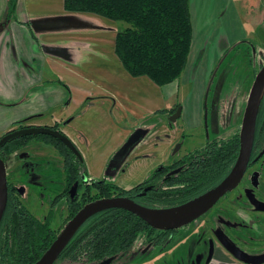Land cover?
<instances>
[{
	"label": "crops",
	"instance_id": "obj_1",
	"mask_svg": "<svg viewBox=\"0 0 264 264\" xmlns=\"http://www.w3.org/2000/svg\"><path fill=\"white\" fill-rule=\"evenodd\" d=\"M7 1L0 10V133L23 124H56L86 159L84 162L88 173L91 176L101 175L116 148L129 136L130 130L120 132V140L112 148L103 149L108 132L103 130L101 134L98 128L95 135L90 132L91 124L87 120L93 117L92 113L111 111L114 114L112 119L122 120L125 115L117 107L120 105L127 110L126 102L134 106L130 108L135 116L142 111L159 113L166 110L161 104L172 90L166 91L165 88L173 86L174 82L163 86L165 88L161 94L145 78L129 76L114 53V39L118 30L110 21L90 14L68 13L63 8V0H17L13 16L7 19ZM221 1L224 5L230 4L229 0ZM188 2L192 29L194 23L196 25L193 17L201 18L200 23L209 26L203 17L210 18L216 14L217 5L213 8L215 0ZM231 7L235 17H238L233 3ZM241 31L244 36L242 25ZM237 38L240 35L228 36L225 43ZM222 39L214 38L215 41ZM222 43V52L216 58L219 60L213 59L207 71L201 70L202 76L205 72L206 77L211 74L215 64L220 62V65L224 55L232 49L226 47L224 41ZM192 48L193 32L191 51ZM189 61L190 55L183 78L189 71ZM202 87L203 84L200 90ZM146 90L147 94L144 93ZM145 101L157 103V106L151 105L150 109L147 107L139 111L138 106H144ZM91 121L95 125L99 119ZM139 152L137 149L133 156L139 155ZM96 160L99 163L92 165ZM134 160L125 167L128 170L132 166L140 167L136 176L139 181L143 180L144 173L153 171L161 164ZM136 184L120 186L129 188ZM215 259L216 264H242L220 255Z\"/></svg>",
	"mask_w": 264,
	"mask_h": 264
},
{
	"label": "rangeland",
	"instance_id": "obj_2",
	"mask_svg": "<svg viewBox=\"0 0 264 264\" xmlns=\"http://www.w3.org/2000/svg\"><path fill=\"white\" fill-rule=\"evenodd\" d=\"M4 2L5 0H0V10L5 5ZM228 2L230 4L224 5L221 0H215L213 8L217 5L216 14L210 18L203 17L206 19L204 22L209 24L207 27L200 23L201 18H192L196 25L194 23L189 71L185 78L182 77L184 74L182 73L173 86L164 87L166 91L172 88L171 91L169 90V97L163 98L161 104L162 108L166 110H161L159 113L142 111L140 115L135 116L131 114L130 108L134 106L130 102H126L128 111L123 110L120 105L117 107V110L120 109L123 112L121 114L125 115L122 120L112 119L114 114L111 111L105 113L104 110H101L92 113L93 117L87 120L91 124L89 126L90 132H94L95 135L97 128L101 134L103 130L108 132L103 149L112 148L114 143L119 142V133L123 130H130L125 142L136 130H142L146 132V135L114 174L112 173L114 169L109 170L106 174L107 167L115 153L125 142L116 148L117 150L108 160L101 175L91 176L88 173L87 178H89L90 185H87L85 195L80 198L79 202L68 209L69 212H66L64 201L52 207L55 196L61 192L64 185L62 167L59 162L57 163L58 159H35L38 155L33 152V149L30 150L33 144L26 148V153L29 154L26 162L27 164L30 163V166H22L20 163L17 167L18 175L15 178H17L16 183L19 186L24 205L35 217L44 220L50 208H54L55 221L53 220V227H55L56 232H59L65 225V217L68 214L71 216L76 207L85 204L87 200L113 194L119 195L120 190L128 191L135 187H142L154 171L168 165L172 160L182 156L188 157L189 153L203 148L209 140L228 139L233 134L239 133L251 85L255 75L260 70L259 66L264 63V0H229ZM231 2L238 17H235ZM112 24L116 26L118 31L127 27L125 23ZM241 25L246 33L245 35L243 32L244 36H242ZM236 34L240 35V38L225 43L228 36L232 37ZM215 37H219V39L222 37L223 39L215 41ZM223 41L226 47L232 49L227 51L220 65V62L215 64L211 74L209 73L206 77L205 72L202 76L201 70L207 71L211 67L213 59L221 54V48L224 46ZM201 84L203 87L200 90ZM155 88L161 94V90L164 92L162 87L156 86ZM144 93L147 94V90ZM151 105L155 107L157 103L145 101L144 106H138V110L147 107L150 109ZM178 106L181 108L180 117L172 121L171 118ZM91 119H99V121L94 125ZM137 149L140 150L139 155L133 156ZM102 153L104 152L102 151ZM134 158L136 161L161 164L155 167L153 171L144 173L143 180L139 181L136 180V176L139 175L140 167L132 166L129 170L125 167L129 162L135 161ZM67 160V163L70 162L71 166L76 168L75 159L71 155L67 156ZM46 162L52 163L49 165ZM98 163L99 160H96L92 165ZM145 164L148 165V163ZM6 167L9 168L10 165L7 164ZM73 171V176H77L76 171ZM69 172L72 171L69 170ZM73 180L71 179L69 184ZM129 184L136 185L129 188L120 186ZM255 228L256 226H254L253 232H258L259 230L257 228L255 230ZM258 243L260 245L256 248L261 250L251 253L257 255L264 253V240ZM151 254L135 256L119 264H182V257L175 249L169 250L160 247Z\"/></svg>",
	"mask_w": 264,
	"mask_h": 264
},
{
	"label": "trees",
	"instance_id": "obj_3",
	"mask_svg": "<svg viewBox=\"0 0 264 264\" xmlns=\"http://www.w3.org/2000/svg\"><path fill=\"white\" fill-rule=\"evenodd\" d=\"M16 5L17 0L7 1V19L13 16ZM63 8L68 13L90 14L112 23L127 24L115 35L114 53L129 76L147 78L154 85L163 87L178 80L183 73L191 51L193 32L188 0H63ZM256 125L257 130H264V96ZM238 150L237 137L207 144L204 150L197 151L200 164L193 163L185 176L174 180L176 183H188L187 186L172 189L170 193L158 187L149 192L147 201L149 204L173 205L175 199L183 194L195 195L209 188L223 178L235 162ZM67 161V172L76 170ZM148 184L149 181L144 186ZM139 187L118 190L119 195H129ZM142 227L141 221L130 213L107 210L88 222L81 231L88 237L77 240L76 245L70 242L60 259L80 256L88 261H98L121 249ZM54 237L48 224L37 222L23 209L8 203L0 229V264H33Z\"/></svg>",
	"mask_w": 264,
	"mask_h": 264
},
{
	"label": "flooded vegetation",
	"instance_id": "obj_4",
	"mask_svg": "<svg viewBox=\"0 0 264 264\" xmlns=\"http://www.w3.org/2000/svg\"><path fill=\"white\" fill-rule=\"evenodd\" d=\"M259 67L261 68L262 66ZM29 128H47L51 131L60 132L68 138L56 124L44 126L23 124L22 126H13L12 128L0 133V141L9 134ZM238 136L239 133L237 135L233 134L231 138L228 139L216 138L209 140L203 148L196 150L193 153H189L188 157L185 158L182 156L181 158L172 160L168 165H164L152 173L148 180V185L141 187L139 190H136L129 195L122 196L113 194L108 197L103 196L98 199L87 200L85 204L77 206L73 213L70 210L72 214L71 216H68V214L65 217V225L84 206L95 200L103 198L123 197L128 198L137 205L148 209H164L184 204L199 197L205 192L216 187L228 175L235 162L224 174L223 178L216 184L195 195L190 193V197L185 194L181 195V198L174 196L177 197V199H175V203L173 202V205H159L152 204V202L149 204L147 201L150 199L149 192L157 189L158 187H162V191L170 193V190L172 189L184 188L187 186L188 183H176L174 180L179 176H185L184 174L191 168L193 163L196 165L200 164V153H197V151L204 150L207 144L214 141H226L232 139L233 137H237L239 143ZM69 141L72 143L70 139ZM31 144L33 145L30 150L33 149V152L38 155L35 159H58L57 163L59 162L62 167L64 185L61 192L55 196L52 202V207L55 204L64 201L66 212H69L68 209H71L77 202H79L80 198L85 195L87 185H90L88 180L89 178H87L88 171L86 170L85 160L73 143L72 144L77 150L79 156L75 155L68 148L62 146V143L59 140L50 135H26L12 138L0 146V160L4 164L7 185V201L0 221V229L2 220L7 210V205L9 203L26 211L37 222L41 224H48L49 228L54 232V241L65 226L64 225L59 232H56L55 227H53L55 221L53 211L54 208H50L44 220L38 219L24 205L19 186L16 183L17 178L15 177L18 175V165L21 163L22 166H30V163L27 164L26 162L29 158L28 152L26 153V148ZM68 154L75 159V163L77 165L75 171L77 176H73L74 171L67 172L66 170L65 160L67 159V156H69ZM51 163L52 162H49L47 164L50 165ZM7 164L10 165L9 168L6 167ZM71 179L74 180L69 184ZM255 201L260 203V206L263 208L262 210H259L258 207L256 208V205L253 203ZM71 203L73 204L71 205ZM105 212L106 211L100 212L87 219L77 230L69 243L73 242V244L76 245L77 240H82L84 237H88L86 234L81 233L83 228L92 218ZM133 216L141 221L143 227L135 233V237H133L131 241L124 243L121 249L106 255L98 261H88L85 258H80V256H77L76 259L63 260L60 259L62 251L53 264H119L124 263L135 256L151 254L155 249L160 247L168 248L169 250L175 249L179 252L182 257V264H216L215 261L217 260L215 258L219 255L225 259L234 260L230 254H235L240 257H244L249 261H255L257 257L264 256V253L258 255L251 253L253 251L256 252L261 250L256 247L260 245L258 243L259 241L262 242L264 240V237H262L264 235V130H257V127L255 128L249 163L237 186L231 191H227L209 210L195 220L176 229L157 230L146 225L137 216ZM254 226H256L257 230H259L258 232H253ZM69 243L66 246H68ZM86 254L87 253H85V255Z\"/></svg>",
	"mask_w": 264,
	"mask_h": 264
},
{
	"label": "water",
	"instance_id": "obj_5",
	"mask_svg": "<svg viewBox=\"0 0 264 264\" xmlns=\"http://www.w3.org/2000/svg\"><path fill=\"white\" fill-rule=\"evenodd\" d=\"M264 96V64L254 77L251 85L245 109L242 116L239 131V150L236 161L228 175L213 189L205 192L199 197L192 199L184 204L164 209H148L137 205L132 200L123 197L103 198L95 200L84 206L61 230L56 239L51 243L42 256L33 264H53L59 257L63 249L69 243L71 238L81 227V225L90 217L107 210H124L138 218L146 225L157 230H172L184 226L195 220L207 210H209L216 201L227 191L234 189L241 180L249 163L251 150L254 141V134L257 122V115L262 98ZM181 108L178 107L174 112L171 120L180 117ZM26 135H50L59 140L66 148L79 156L73 144L60 132L51 131L47 128H29L16 131L7 135L0 141V146L8 140ZM146 132L136 130L123 146L115 153L109 163L106 174L109 170L114 169V174L123 162L127 159L132 150L145 137ZM112 174V175H113ZM7 201V185L5 177V168L0 160V221L5 210ZM253 201V200H252ZM259 210L263 208L260 203L253 202ZM235 261L242 264H264V256L257 257L255 261H249L244 257L230 254Z\"/></svg>",
	"mask_w": 264,
	"mask_h": 264
}]
</instances>
